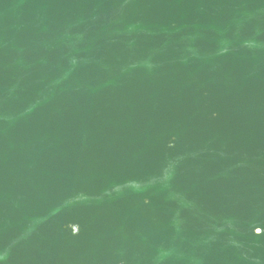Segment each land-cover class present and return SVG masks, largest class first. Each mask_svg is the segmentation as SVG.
Listing matches in <instances>:
<instances>
[{"label":"water","instance_id":"95a60500","mask_svg":"<svg viewBox=\"0 0 264 264\" xmlns=\"http://www.w3.org/2000/svg\"><path fill=\"white\" fill-rule=\"evenodd\" d=\"M0 264H264V0H0Z\"/></svg>","mask_w":264,"mask_h":264}]
</instances>
